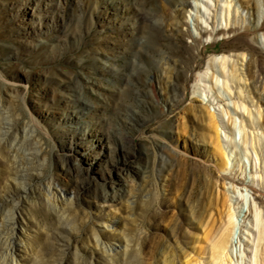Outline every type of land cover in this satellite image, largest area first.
Wrapping results in <instances>:
<instances>
[{
	"label": "rangeland",
	"instance_id": "374dc122",
	"mask_svg": "<svg viewBox=\"0 0 264 264\" xmlns=\"http://www.w3.org/2000/svg\"><path fill=\"white\" fill-rule=\"evenodd\" d=\"M190 1L0 0V195L17 153L38 167L30 203H3L24 212L21 264H264V0ZM51 183L74 208L56 212ZM108 219V242L131 239L112 254L94 237Z\"/></svg>",
	"mask_w": 264,
	"mask_h": 264
},
{
	"label": "bare ground",
	"instance_id": "6f19581e",
	"mask_svg": "<svg viewBox=\"0 0 264 264\" xmlns=\"http://www.w3.org/2000/svg\"><path fill=\"white\" fill-rule=\"evenodd\" d=\"M178 3H179V6H182L183 8L193 5L190 0H178ZM251 29H252V32L254 34L259 33V31L264 29V23L260 24V22H258V21L256 22L253 20V23L251 24ZM204 32L205 33L207 32V33H210V35H213V33L209 32L206 29ZM195 38L197 40V37H195ZM166 63L169 66L168 67L169 69L173 68V66L170 65V62L168 60ZM167 75H168V72H167ZM205 76H207V73L205 74ZM172 77H173V74L169 75L168 79H171ZM166 78H167V76H166ZM212 119L215 123L214 124L215 129H217L216 130L217 131V135H216L217 146H218V148L221 149L223 147V145H222V139H221L222 135L220 134V131H219V123H218V121L214 115H212ZM221 153L224 154L225 152H221ZM223 158H225V157L223 156ZM30 159H31L30 154L26 153V152L17 153L15 155V160H14V162H12V179H13V185H12L13 189L12 190H14V191H12L11 195H9V194L0 195V238L5 239V244H7L6 249H7V252L10 253V257L12 259L13 264H21V260L19 259L18 253L20 254L21 252H23V250L25 248L24 247V245H25L24 240H26L30 236H29V231L27 230V228L25 226L24 212L22 210H19V209L16 210L15 209L8 216V215H6V213L4 211L3 203H4V201H8L9 203H11L13 205L14 204L19 205L20 203H23L25 205V204L30 203V198H31V195L33 192L29 186V179L32 176L31 171L38 170L37 165H35V163L33 161L30 162L29 161ZM231 183L234 186H235V183H238L241 185L244 184L241 181L236 182V178L232 179ZM48 196H49L48 200L52 203V205L54 206L57 213H61L68 206H71L74 208V205L76 203L75 202L76 197H77V196H75L73 190L68 189L67 187L61 186L59 183H51L49 185ZM127 196L128 197H126V200H125V197L124 198H116V197H114V195L110 196V194H109V195H106L103 197V202H104V204L108 203L109 198L111 197L112 200L116 201V202L126 201V203H128V204L129 203L135 204L134 200H132V197H134V196L136 197V195L133 193V191H130ZM226 205H228V204H226ZM101 206H102V204H101ZM224 206H225V204H224ZM223 209L224 210H222V211H218L220 214V217L217 218V220H215L216 217H215V219H213L214 221L209 224L210 228L206 229L205 234H204L206 237L205 239L207 240L208 244L211 243L210 249H212L213 260H217L222 255V253L225 251V249L229 246L230 238H231L232 231H233V228L235 225V221L233 219L234 212L232 211V207L228 205L226 208H223ZM218 212H216V213H218ZM117 217L118 216H116V213L113 212V216H111V218L113 219L114 222H120L121 221ZM226 217L229 218V221L226 220ZM113 221H111V219L110 220L108 219L105 221H99V223H101V225H102V228L97 230L96 234L94 236L96 239V245L101 247L106 253H110V254H112V252L115 249H119L120 247L123 248V247L129 246V243L131 240V239L130 240L126 239L127 237H124V240L120 241L118 245H113L110 242H108L109 240L108 241L106 240L111 235L112 231L113 232H114V230L116 231L115 224H117V223L114 224V223H112ZM208 221H210V219ZM125 242H126V244H125ZM138 250H140V248H138ZM110 254H109V256H110ZM188 260H189V258H188ZM186 264H190V262L187 261Z\"/></svg>",
	"mask_w": 264,
	"mask_h": 264
}]
</instances>
